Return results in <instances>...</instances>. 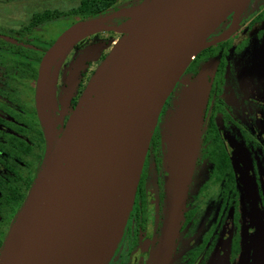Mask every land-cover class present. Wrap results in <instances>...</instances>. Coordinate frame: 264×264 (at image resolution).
I'll list each match as a JSON object with an SVG mask.
<instances>
[{
  "label": "flooded vegetation",
  "instance_id": "af4514ba",
  "mask_svg": "<svg viewBox=\"0 0 264 264\" xmlns=\"http://www.w3.org/2000/svg\"><path fill=\"white\" fill-rule=\"evenodd\" d=\"M80 1L66 10L0 21V246L45 153L35 95L38 67L57 38L86 18L70 13ZM90 1L100 6L99 0ZM45 11L60 14L30 27L31 18ZM69 19L57 38L40 40L48 26ZM232 21L230 15L210 39ZM108 43L94 37L76 41L50 65L65 61L57 76L48 72L41 96L43 118L56 133L67 123ZM182 77L185 84H208L182 203L174 202L166 100L123 234L105 264H256L262 255L255 250V232L264 231V0H250L228 39L198 53Z\"/></svg>",
  "mask_w": 264,
  "mask_h": 264
},
{
  "label": "water",
  "instance_id": "95a60500",
  "mask_svg": "<svg viewBox=\"0 0 264 264\" xmlns=\"http://www.w3.org/2000/svg\"><path fill=\"white\" fill-rule=\"evenodd\" d=\"M148 1L77 22L40 61L35 95L45 153L2 241L0 264L108 261L123 234L165 101L198 53L228 39L250 0ZM130 10L140 16L129 31L110 25ZM230 15L228 29L210 39ZM101 32L123 34V39L58 134L41 113L48 62L65 39ZM187 85L181 106L185 112L169 123L167 140L175 204L182 203L189 183L208 91L205 82L195 101L189 93L193 86ZM263 244L264 231L258 228L255 250L262 255L256 264H264Z\"/></svg>",
  "mask_w": 264,
  "mask_h": 264
},
{
  "label": "rangeland",
  "instance_id": "374dc122",
  "mask_svg": "<svg viewBox=\"0 0 264 264\" xmlns=\"http://www.w3.org/2000/svg\"><path fill=\"white\" fill-rule=\"evenodd\" d=\"M79 0H0V21H10L11 19H15V21H21L24 19L26 15H30L33 11H42L45 9L50 10H66L70 8L71 6H76ZM144 0H120L118 5L114 7V9H122L127 8L129 9L136 3L142 2ZM151 1V0H149ZM148 1V2H149ZM149 4V3H148ZM126 10V9H125ZM12 17V18H11ZM129 19V16H121L118 18H115L112 20L110 24L117 25H111L118 27L123 22H126ZM70 22L69 20H61L60 22H57L56 24L52 26H48L47 29H44L41 35H38L40 40L42 42L45 41H52L53 39L57 38V36L65 29V27ZM97 39L101 42H105L108 46L103 47L100 54H104V58L101 62L95 63L96 65L99 64V66H104L106 62L109 60V58L114 54L118 46L120 45L123 34H117L114 32L111 33H92L85 35L82 39L78 40L77 43H82L86 38H92ZM120 40V43L116 48H114V45ZM112 41V43H111ZM105 45V44H104ZM97 57V54H95V59ZM64 59L60 60L56 64L49 66V71L51 70V74L54 76H57L60 72L61 65L64 63ZM95 62V60H94ZM184 77H180L177 81L172 93L167 98V111L165 115L163 116L164 122L171 119L170 122L175 118V116H180L181 110L183 109V113L185 112L184 107L182 108L183 103V95L185 93V89L189 88L188 83H184ZM193 88L192 91H190V95L193 97L195 101L199 97V92L201 89V85L197 82L196 84H192ZM190 86V87H192ZM186 102V99H185ZM172 117V118H171ZM159 122L161 121V115L159 117ZM182 120V119H181ZM169 125V124H168ZM168 152V150H167ZM169 157V156H168ZM170 178V174H169Z\"/></svg>",
  "mask_w": 264,
  "mask_h": 264
},
{
  "label": "trees",
  "instance_id": "16d2710c",
  "mask_svg": "<svg viewBox=\"0 0 264 264\" xmlns=\"http://www.w3.org/2000/svg\"><path fill=\"white\" fill-rule=\"evenodd\" d=\"M95 4H93V2L90 0H81L78 6L75 9H72L70 13L75 16H78L79 18H82L84 16H86L87 18L93 15L100 14L108 9H114V7L117 6L116 0H111L108 3H104L102 0H99L97 4H99L100 6H95ZM59 14V12L51 13L49 11H45L41 14H36L31 18L29 26L33 27L34 25L46 22L50 20L51 17H56Z\"/></svg>",
  "mask_w": 264,
  "mask_h": 264
},
{
  "label": "bare ground",
  "instance_id": "6f19581e",
  "mask_svg": "<svg viewBox=\"0 0 264 264\" xmlns=\"http://www.w3.org/2000/svg\"><path fill=\"white\" fill-rule=\"evenodd\" d=\"M128 14H129V19L126 22H123L121 25H119L120 27H123L124 29H126V31H129L132 28V24L134 20L140 16L138 11L136 10H130ZM83 36H75V37L73 36V37L65 39L54 51L51 59L48 62V67L51 64H53L57 59H59L71 45H73L76 41L83 38ZM119 43H120V40L114 45V48H116ZM103 68L104 66H101V65L97 68V70L94 72V75L92 76V78L90 79L87 85V89H89L92 86V84H94L95 80L97 79V77L99 76Z\"/></svg>",
  "mask_w": 264,
  "mask_h": 264
}]
</instances>
